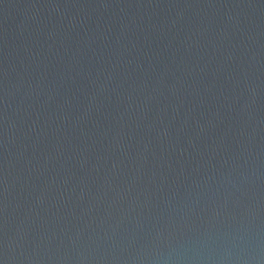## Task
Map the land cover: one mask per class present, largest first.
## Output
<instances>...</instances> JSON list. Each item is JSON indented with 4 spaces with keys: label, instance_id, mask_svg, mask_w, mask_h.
Instances as JSON below:
<instances>
[{
    "label": "water",
    "instance_id": "water-1",
    "mask_svg": "<svg viewBox=\"0 0 264 264\" xmlns=\"http://www.w3.org/2000/svg\"><path fill=\"white\" fill-rule=\"evenodd\" d=\"M0 264H264V0H0Z\"/></svg>",
    "mask_w": 264,
    "mask_h": 264
}]
</instances>
